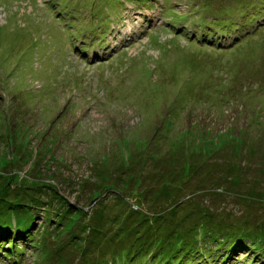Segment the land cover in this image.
<instances>
[{"label":"rangeland","instance_id":"374dc122","mask_svg":"<svg viewBox=\"0 0 264 264\" xmlns=\"http://www.w3.org/2000/svg\"><path fill=\"white\" fill-rule=\"evenodd\" d=\"M256 1L0 0V264H264Z\"/></svg>","mask_w":264,"mask_h":264},{"label":"trees","instance_id":"16d2710c","mask_svg":"<svg viewBox=\"0 0 264 264\" xmlns=\"http://www.w3.org/2000/svg\"><path fill=\"white\" fill-rule=\"evenodd\" d=\"M251 5H254V2L251 4ZM244 8H246L245 6H244ZM254 8H256V9H253V10H255V13L254 14H256V16L258 17L259 15H261L262 13H263V9H264V1L263 0H258V1H256V4H255V6H254ZM240 10H243V12H245V11H248V10H251V9H240ZM215 21V20H214ZM216 22V21H215ZM228 31V30H227ZM228 34H229V32H228ZM224 69H226V68H224ZM233 178H235L234 176H232ZM214 187H218V186H221L218 182H214V185H213ZM202 194H205V199L207 198V195H209V192L208 191H206L205 190V192L204 193H202ZM174 195V194H173ZM172 195V196H173ZM196 198H197V196H195ZM172 197L171 196H169V201H171L172 199H171ZM175 199H176V204L174 205V206H176V207H178L179 205H178V199H180V197H178V196H175ZM200 201L202 200L201 198L199 199ZM258 203L259 204H264V198H262V199H259L258 200ZM166 204L169 206L171 203L170 202H166ZM157 207V211L156 212H154V214L155 215H157V214H160L159 213V211H160V205H158V206H156L155 205V203L154 204H150V209L151 208H153V207ZM201 206H202V204H201ZM201 206H199V207H201ZM191 207H193V205L191 206ZM195 209V208H194ZM193 213H196V212H193ZM197 214V213H196ZM152 218V217H151ZM195 216H192L191 217V220H189V223L190 222H193L195 219ZM180 220L181 221H183V220H186L183 216H182V218H180ZM196 220H197V217H196ZM188 223V224H189ZM181 225V224H180ZM248 226V225H247ZM186 227V223L185 224H182L181 226H179V231H181V230H183L184 228ZM252 227V226H251ZM259 228H261V227H258V229ZM2 232H4L3 230H2ZM0 239H3L2 238V235H0ZM221 255H222V253H221ZM223 258H225V256H223ZM199 263H201V264H209L210 263V261L208 260V258L207 259H205V260H202V259H200V262ZM250 263V261H248L247 262V264H249ZM196 264H198V263H196Z\"/></svg>","mask_w":264,"mask_h":264},{"label":"clouds","instance_id":"9594fccd","mask_svg":"<svg viewBox=\"0 0 264 264\" xmlns=\"http://www.w3.org/2000/svg\"><path fill=\"white\" fill-rule=\"evenodd\" d=\"M223 28H225V27H223ZM226 29V28H225ZM192 31V30H191ZM188 33H189V31L188 32H186V34L188 35ZM194 33V31H192V33L191 34H193Z\"/></svg>","mask_w":264,"mask_h":264},{"label":"bare ground","instance_id":"6f19581e","mask_svg":"<svg viewBox=\"0 0 264 264\" xmlns=\"http://www.w3.org/2000/svg\"><path fill=\"white\" fill-rule=\"evenodd\" d=\"M172 25V24H171ZM172 30H174V29H172Z\"/></svg>","mask_w":264,"mask_h":264}]
</instances>
